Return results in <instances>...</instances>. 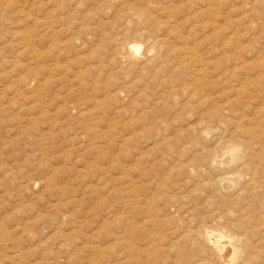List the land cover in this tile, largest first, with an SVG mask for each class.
Listing matches in <instances>:
<instances>
[{
    "label": "rangeland",
    "instance_id": "1",
    "mask_svg": "<svg viewBox=\"0 0 264 264\" xmlns=\"http://www.w3.org/2000/svg\"><path fill=\"white\" fill-rule=\"evenodd\" d=\"M187 56L206 63L196 85ZM263 118L264 0H0V264H212L207 240L171 232L197 228L187 205L162 216L175 180L162 175L216 155L199 193L225 201L228 221L251 204L241 215L255 220L264 169L243 171L264 146ZM226 173L216 193L204 186ZM132 187L135 206L159 195L144 214L158 226L131 212L127 251L122 193ZM260 233L234 264H264Z\"/></svg>",
    "mask_w": 264,
    "mask_h": 264
},
{
    "label": "bare ground",
    "instance_id": "2",
    "mask_svg": "<svg viewBox=\"0 0 264 264\" xmlns=\"http://www.w3.org/2000/svg\"><path fill=\"white\" fill-rule=\"evenodd\" d=\"M212 8L213 6L212 5H209L206 10H201L200 12L202 14H211V11H212ZM204 9V8H203ZM131 47H134V48H138V46H131ZM130 47V48H131ZM187 50V48H186ZM185 50V52H186ZM191 52L190 53H193L194 51L190 48ZM178 55H181V53L183 52H180V51H175ZM184 52V53H185ZM176 54V55H177ZM187 55V54H186ZM192 55V54H191ZM185 56V54H184ZM122 57V56H121ZM183 57V56H182ZM193 57V56H192ZM188 58V56H187ZM202 58H198V59H191V56L188 58V61L190 62V65L191 67L193 68V72H194V77H190L192 80L191 81H188L190 83H193L194 85H196L195 83H197L198 81L200 82V79L199 76L204 74L206 72V68H205V64H203L204 60H201ZM188 63V62H187ZM207 66V65H206ZM192 72V71H191ZM192 72V73H193ZM199 85V83L197 84ZM190 87V86H189ZM194 87V86H193ZM196 87H199V86H196ZM195 87V88H196ZM195 88H192V89H195ZM188 89V88H187ZM198 89V88H197ZM175 90V89H174ZM181 90V89H180ZM242 90V89H241ZM191 92V90H189ZM246 91V90H245ZM197 93V92H196ZM191 95V94H190ZM162 99H164L163 97H160V98H157V101L155 102L156 105L157 104H160V105H163L162 103ZM213 99V98H212ZM216 100V99H215ZM214 99L212 101H215ZM167 101V100H166ZM212 101H206V102H203L204 104L206 103V106L207 105H212L213 102ZM226 101V100H225ZM167 103V102H166ZM230 103V102H229ZM235 103V102H234ZM215 105V104H214ZM225 106V105H224ZM165 107V106H164ZM244 107V106H243ZM216 109V108H215ZM223 110H228V106H225L222 108ZM229 113L231 114V111H229ZM237 113V112H236ZM235 113V114H236ZM233 115V114H231ZM243 116V115H242ZM242 118V117H241ZM263 122H264V118L262 119ZM238 122V121H237ZM259 122V121H258ZM203 128H207L209 129L210 127L209 126H203ZM236 128V127H235ZM248 133V132H247ZM251 133V132H250ZM263 133V132H262ZM249 134V133H248ZM260 134V133H259ZM252 135V134H251ZM254 135V134H253ZM256 136V135H255ZM253 138V137H251ZM126 140V139H125ZM249 147V146H248ZM252 148V147H251ZM156 150V149H155ZM234 150V146L229 148L225 151H223L224 155L225 153L226 154H232ZM253 150V149H252ZM251 150V151H252ZM254 150H256L254 148ZM207 153V151H205ZM214 155V154H213ZM200 157V156H199ZM209 157V158H208ZM206 158H199L198 159V155L196 156L197 159H195V161H190V163L186 166H183V165H172L168 168H166V171L165 173H163L162 177H164V175H168L171 174L170 176L175 178V180L171 183L170 186H168V188H171V190H173V193L172 195H169L168 197H166L165 200H163V207L161 209V213H162V216L163 215V212L166 214L165 216L167 217L168 215L170 216V210L176 206H179V207H182V209L184 210L185 209V206L187 205L185 211H183L184 213H186V216L189 215V220L192 219L193 217L196 219V216H198L200 218V220H193V224L196 223V227L195 229H193L192 227L190 226H184L183 224L181 225V229L179 230H176V229H172V233H179L180 236L185 235V233H187L189 235L188 238H193V237H200L201 238H204L205 240H207V242L209 243V247L210 249L212 250V252L214 253L215 255V261L212 263V264H234V260L237 259L238 257V254L240 252V250L242 248H245V247H248L250 246L251 243H249L248 241V236L251 234H256V233H260V231H262V229H264V201H256L254 204L257 205V207H254L256 208V211H257V215L255 214L254 216H256L255 220L251 217H249V215L247 214L248 211L250 210V208H248L250 205H247L245 207H243L241 210H239V217H235L236 219H231V221H228V217H229V213H230V208H222V206L224 205H228L227 203H225V201L223 202V205L221 203V201H219V199L217 200L214 196H204L203 195L201 196V194L199 193V188H198V180H201L200 177H203V173H205V170L207 171H210V168H212L214 165H216V160L215 157L216 155H214L213 157L210 158V156H208ZM252 158V163H246L245 164V168L243 172L247 173L248 175H250L251 173L252 174H255L256 172H258V170L260 168L264 169V146H261L259 147V149L257 148L256 151L252 152L251 153V157ZM177 159V158H176ZM190 159V158H189ZM240 159V158H239ZM160 161V160H159ZM177 161V160H176ZM180 160H178L179 162ZM184 161V160H182ZM186 161V160H185ZM249 161V160H248ZM251 161V160H250ZM249 161V162H250ZM175 162V161H174ZM193 162V163H192ZM142 163V162H141ZM146 163V162H145ZM182 163V162H181ZM180 163V164H181ZM185 163V162H184ZM221 163V162H219ZM149 164V165H148ZM147 165H148V168L146 169V173H148V171H150V169L153 171L154 169V165H155V162L153 163H149L147 161ZM145 166V165H144ZM261 169V170H262ZM224 170V169H223ZM188 171L190 172H193L192 175H190L188 173ZM214 171V170H213ZM145 172V171H143ZM163 172V171H162ZM262 172V171H261ZM141 173H142V170H141ZM241 173V172H239ZM229 176H228V175ZM243 174V173H242ZM260 174V172H259ZM143 175H145L144 173L142 174H139L140 177H142ZM219 175V174H218ZM226 175V176H225ZM230 175L229 173H226L224 175H219V176H214V178H208V181H206V183L204 184V186H207V189L211 188L212 191H214L216 193V183L217 181L215 180H218L220 182H224V181H231L232 179L230 178ZM237 176V175H236ZM158 177V176H157ZM219 177V178H218ZM239 177H241V174L239 175ZM215 179V180H214ZM130 180V179H129ZM146 179L143 180V177L141 179V182L143 183V181H145ZM153 180H155V178L153 177ZM160 180V179H158ZM191 180H196V183L194 182H191ZM207 180V179H206ZM214 182H213V181ZM253 177L251 176V178L249 177V181H248V184L249 182L253 181ZM140 182V183H141ZM131 183V182H130ZM245 183V182H244ZM247 183V182H246ZM134 184V183H133ZM148 184V183H147ZM151 186V189L154 190V189H159L157 188L158 186L156 185L155 182H150L149 183ZM148 184V185H149ZM166 185V184H164ZM250 185V184H249ZM136 185H133V187H136ZM147 186V185H146ZM157 186V187H156ZM163 186V185H162ZM218 186V185H217ZM133 187L132 188H129L128 190H125L122 195H123V199H124V202L126 203L124 205L125 207V210H124V214H126L124 216L123 214V217H122V220L121 222L124 224L123 225V229H122V234H123V240H124V249L128 251V249L133 246V245H129V233L131 232V229L130 228V225H129V222L130 220L128 219L129 217V214L131 212H133L136 216H141V218L144 220V222L146 223L147 226H149L148 228L150 229H154V227L156 228L157 223V219L156 221L153 220V218H151V216L149 215H144L146 212H150L151 209H148L150 208L149 205L152 204V201H154V199H158V196L155 197V193L154 191H151L152 193V196H149L148 195H144L142 193V190H141V193L142 195H144V197H141L140 200L138 201V204L135 206L134 204H130L128 201H129V198L133 195H131V192L133 191ZM144 187V186H143ZM166 187V186H165ZM226 187V186H225ZM249 187V186H248ZM141 188V186H140ZM247 188V187H246ZM251 188V187H250ZM144 191H146L145 188H143ZM244 189V188H243ZM136 190V189H135ZM138 190H139V187H138ZM164 190V189H163ZM167 190V189H166ZM174 190H176L178 193V196H176L174 194ZM249 190V189H248ZM140 191V190H139ZM159 191V190H158ZM165 191V190H164ZM164 191H162L164 193ZM244 191V190H243ZM157 192V191H155ZM167 192V191H166ZM149 193V192H148ZM158 193V192H157ZM248 194H246V197H249V198H252L254 200V198L257 196H255V194L253 192H251L250 190L247 191ZM259 193V192H257ZM134 194V193H133ZM208 194V193H207ZM175 195V196H174ZM163 196V195H162ZM167 196V195H166ZM255 196V197H254ZM164 197V196H163ZM254 197V198H253ZM174 198V199H173ZM262 198V196H261ZM263 199V198H262ZM261 199V200H262ZM161 200V198H160ZM217 200V201H216ZM258 200V198L256 199ZM260 200V199H259ZM159 203L160 201L157 200ZM162 201V200H161ZM156 202V201H155ZM247 202H250V201H247ZM246 202V203H247ZM252 202V201H251ZM157 203V202H156ZM124 204V203H123ZM155 204V203H154ZM162 204V203H161ZM160 204V205H161ZM169 204V205H168ZM248 204V203H247ZM153 205V204H152ZM230 205V204H229ZM246 205V204H244ZM151 206V205H150ZM153 206H157V205H153ZM152 207V206H151ZM252 207V206H250ZM157 208V207H156ZM154 208V209H156ZM145 209L147 210H150V211H146ZM160 209V207L158 208V210ZM175 209V208H174ZM179 210V208H177ZM176 209V210H177ZM249 209V210H248ZM253 209V208H252ZM157 210V209H156ZM235 211V210H234ZM241 211H245L247 212L246 214H243L241 215ZM255 211V210H254ZM152 212H156V211H152ZM168 212V213H167ZM177 212V211H176ZM251 212V210H250ZM173 213V212H172ZM178 213V212H177ZM148 214V213H147ZM237 214V213H236ZM131 215V214H130ZM151 215V214H150ZM161 216V217H162ZM252 216V215H251ZM156 217V216H154ZM160 218V217H159ZM165 219V218H163ZM133 220V219H132ZM160 220H162L160 218ZM167 220V219H166ZM222 221V222H221ZM143 222V223H144ZM166 223V222H164ZM163 223V224H164ZM212 223V224H211ZM201 224V225H200ZM249 224V226H248ZM225 225V226H224ZM222 226V227H220ZM225 228H224V227ZM160 227V226H159ZM263 227V228H262ZM147 228V229H148ZM180 228V227H178ZM160 230V228H159ZM167 230V229H166ZM180 230H181V233H180ZM153 231V230H152ZM154 233V232H153ZM132 235V234H131ZM156 235V233L154 234ZM260 236H261V233H260ZM264 236V234H263ZM139 237V236H138ZM175 237V236H174ZM177 237V236H176ZM175 237V238H176ZM184 237V236H182ZM254 237V235H253ZM258 237V236H257ZM200 238V239H201ZM259 238V237H258ZM264 238V237H263ZM195 239V238H194ZM252 239V238H250ZM193 240V239H192ZM204 240V241H205ZM254 240V239H253ZM264 240V239H263ZM182 241V239H181ZM188 241V240H187ZM194 241V240H193ZM252 241V240H251ZM259 241V240H258ZM128 242V243H127ZM157 242V241H156ZM177 242V241H176ZM195 242V241H194ZM206 242V241H205ZM184 243V242H183ZM187 243V242H186ZM190 243V242H189ZM199 243V242H198ZM196 243V244H198ZM207 243V244H208ZM238 243L240 244V247L238 246ZM256 243V242H255ZM254 243V244H255ZM258 243V242H257ZM123 244V243H122ZM180 244V243H179ZM194 244V245H196ZM253 244V243H252ZM259 244V243H258ZM181 245V244H180ZM185 245V244H184ZM262 245V243H261ZM264 245V244H263ZM192 246V245H191ZM201 246V245H200ZM253 246V245H252ZM255 246V245H254ZM260 246V245H259ZM164 248V247H163ZM180 248V247H178ZM198 248V247H197ZM196 248V249H197ZM202 248V247H201ZM194 249V248H193ZM250 249V248H249ZM257 249V248H256ZM261 250V248H259ZM183 250V249H182ZM195 250V249H194ZM200 250V249H199ZM246 250V253H247V248L245 249ZM244 250V251H245ZM264 250V249H263ZM97 251V250H96ZM191 251V250H190ZM190 251H187V255L188 257L190 258V260H193L194 259V255L193 253H191ZM125 251H123L124 253ZM255 252V251H253ZM126 253V252H125ZM178 253V252H177ZM256 253V252H255ZM128 254V253H127ZM180 254V253H179ZM245 254V253H243ZM250 254V253H249ZM258 255V254H257ZM247 256V255H246ZM246 256L244 258H246ZM249 256V255H248ZM260 256V255H259ZM187 257V258H188ZM243 257V256H242ZM252 257V256H250ZM258 257V256H257ZM263 257V256H262ZM128 259V258H127ZM126 259V260H127ZM239 259V258H238ZM250 259V258H248ZM261 259V257H260ZM240 260V259H239ZM243 260V259H242ZM251 260V259H250ZM253 260H254V257H253ZM257 261V259H255ZM208 261V260H207ZM207 261H204L203 259H198L196 261H193L192 264H211L210 262H207ZM234 262V263H233ZM241 262V261H240ZM239 262V263H240ZM238 263V262H237ZM246 262H244L245 264ZM251 263V262H250ZM258 263V262H257ZM261 263V261H260ZM264 263V261H263Z\"/></svg>",
    "mask_w": 264,
    "mask_h": 264
}]
</instances>
